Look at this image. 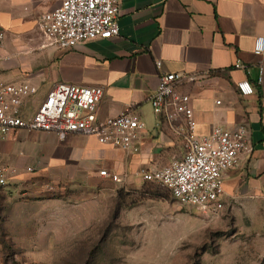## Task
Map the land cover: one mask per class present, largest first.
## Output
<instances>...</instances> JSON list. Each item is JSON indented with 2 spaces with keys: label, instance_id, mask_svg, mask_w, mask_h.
Segmentation results:
<instances>
[{
  "label": "crops",
  "instance_id": "obj_1",
  "mask_svg": "<svg viewBox=\"0 0 264 264\" xmlns=\"http://www.w3.org/2000/svg\"><path fill=\"white\" fill-rule=\"evenodd\" d=\"M58 5V0H0V82H29L38 93L47 84L39 100L37 93L26 101L28 116L57 83L101 87L99 120L127 110L140 115L146 124L141 151L130 156L93 136L74 134L62 141L53 133L15 131L0 141V166L16 171L9 179L35 177L50 189L89 186L111 182L99 174L107 170L127 176L115 184L120 189H139L142 171L161 169L184 154L183 139L155 116L150 102L162 74L180 73L198 77L180 88L191 98L198 136L215 127L249 130L253 152L226 173L225 200L238 193L262 195L264 52L256 55L255 46L258 39L264 46V0H120V35L70 50L47 46L39 29L41 16ZM243 80L254 87L253 95L240 94L237 84Z\"/></svg>",
  "mask_w": 264,
  "mask_h": 264
},
{
  "label": "rangeland",
  "instance_id": "obj_2",
  "mask_svg": "<svg viewBox=\"0 0 264 264\" xmlns=\"http://www.w3.org/2000/svg\"><path fill=\"white\" fill-rule=\"evenodd\" d=\"M45 186L0 187V264H264V192L204 213L152 183Z\"/></svg>",
  "mask_w": 264,
  "mask_h": 264
},
{
  "label": "built area",
  "instance_id": "obj_3",
  "mask_svg": "<svg viewBox=\"0 0 264 264\" xmlns=\"http://www.w3.org/2000/svg\"><path fill=\"white\" fill-rule=\"evenodd\" d=\"M58 2L59 5L43 14L39 21L47 46L70 50L86 42L110 40L120 35V0ZM263 52L262 39H258L255 54ZM157 64L161 66V62ZM236 67L245 68L240 63ZM197 80L193 74L160 76L150 100L151 106L155 116L183 139L185 151L180 159L161 169L142 171L141 177L144 183L164 187L183 205L204 213L218 212L227 197L226 173L239 167L242 159L253 152V147L249 144V130L245 125L234 129L215 127L208 135H197L191 98L180 91L183 84ZM237 89L244 97L255 93L248 80L240 81ZM38 91V87L29 82H0V141L15 131L53 133L62 141L80 134L93 136L101 144L121 149L130 156L140 153L145 122L132 110L99 120L103 88L57 83L38 110L28 116L24 110L26 101ZM15 172L14 168L0 166V187H7L9 175ZM99 174L115 184L124 183L127 177L107 170H101Z\"/></svg>",
  "mask_w": 264,
  "mask_h": 264
},
{
  "label": "trees",
  "instance_id": "obj_4",
  "mask_svg": "<svg viewBox=\"0 0 264 264\" xmlns=\"http://www.w3.org/2000/svg\"><path fill=\"white\" fill-rule=\"evenodd\" d=\"M120 190H123V189H120ZM121 191H119V193H120ZM119 207L115 210V213H114V215H115V218H117L118 217V215H119Z\"/></svg>",
  "mask_w": 264,
  "mask_h": 264
}]
</instances>
